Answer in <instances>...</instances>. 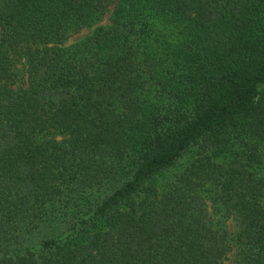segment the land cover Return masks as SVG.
<instances>
[{"label": "trees", "instance_id": "obj_1", "mask_svg": "<svg viewBox=\"0 0 264 264\" xmlns=\"http://www.w3.org/2000/svg\"><path fill=\"white\" fill-rule=\"evenodd\" d=\"M231 254L264 264V0H0V264Z\"/></svg>", "mask_w": 264, "mask_h": 264}, {"label": "rangeland", "instance_id": "obj_2", "mask_svg": "<svg viewBox=\"0 0 264 264\" xmlns=\"http://www.w3.org/2000/svg\"><path fill=\"white\" fill-rule=\"evenodd\" d=\"M110 13H111V12H109V13L105 16V18H104V20H103V22H102L103 24H107V23L109 22ZM89 33H90V30H88V29H84L82 32H80V33H78V34H74V35H72V36L70 37L69 41H68V44H72V43L78 41L79 39H81L82 37H84L85 35H87V34H89ZM188 159H189L188 157H185V158L182 160L183 164H184ZM230 228H231L232 230L234 229V224H233V222H230ZM225 264H234V262H233V255H232V254L229 255V257L225 260Z\"/></svg>", "mask_w": 264, "mask_h": 264}]
</instances>
